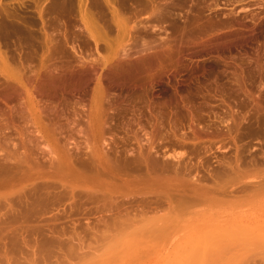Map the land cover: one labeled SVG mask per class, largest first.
Returning <instances> with one entry per match:
<instances>
[{
	"label": "rangeland",
	"instance_id": "obj_1",
	"mask_svg": "<svg viewBox=\"0 0 264 264\" xmlns=\"http://www.w3.org/2000/svg\"><path fill=\"white\" fill-rule=\"evenodd\" d=\"M165 194L195 204L137 225ZM223 240L247 245L212 264H264V0H0V264H204Z\"/></svg>",
	"mask_w": 264,
	"mask_h": 264
},
{
	"label": "bare ground",
	"instance_id": "obj_2",
	"mask_svg": "<svg viewBox=\"0 0 264 264\" xmlns=\"http://www.w3.org/2000/svg\"><path fill=\"white\" fill-rule=\"evenodd\" d=\"M150 173V172H149ZM203 192H207V190L206 189H204L203 190ZM209 193V192H208ZM180 195V194H179ZM172 196V195H171ZM170 195H167V194H165V200H166V203L168 204V210L165 212V214H163L162 216H159L158 214V216H151V218L149 217V218H147V217H145L146 215L143 213V211H142V213H143V215L142 216H140L139 218H140V220H139V222H140V224H137V225H139L140 227H142L143 228V226H144V223H145V226H146V228L144 227L143 229H147V227L149 226V231H155V230H157V231H160V232H164L166 229H167V227H166V225L163 227V225L164 224H168V222H172V221H178L179 220V217H180V215H182V213L185 211V212H187V211H189V209L191 208V205H194L195 204V200H190V199H188V200H186V198L184 197V196H182V194L178 197V198H175L176 196H174L173 198L171 197ZM189 197V196H188ZM175 198V199H174ZM164 202V201H163ZM165 203V202H164ZM164 205V204H163ZM163 209V208H162ZM194 209V208H193ZM163 210H165V209H163ZM191 210V209H190ZM242 215H249V214H242ZM126 217H128V216H126ZM135 218V217H134ZM134 218H126L127 220L126 221H123V220H121L122 221V223L124 222H127V223H125V224H131L132 226H135L134 224H136L137 223V221H134L133 219ZM138 217H136V219H137ZM119 219V218H118ZM135 219V220H136ZM125 220V219H124ZM138 220V219H137ZM114 222H115V220H114ZM136 222V223H135ZM143 222V225L141 224ZM113 223V222H112ZM121 223V222H120ZM134 223V224H133ZM118 224V223H117ZM117 224H114V225H112V226H117ZM128 224V225H129ZM157 224H159V225H161V224H163L162 226H160V227H154L155 225H157ZM119 225V224H118ZM127 225V226H128ZM130 225V226H131ZM136 225V226H137ZM158 225V226H159ZM111 226V227H112ZM124 227H125V225H123ZM130 226H129V228L128 227H126V229H128L129 230V233L127 234V235H129L130 234ZM131 226V227H132ZM134 227L135 228V230L132 232L133 234H137L138 235V233H142L143 235L147 232V231H145V230H142V229H140V230H138L139 229V227L137 228V227ZM109 227V226H108ZM165 227H166V229H165ZM113 228V227H112ZM115 228V227H114ZM113 228V229H114ZM110 229V228H109ZM122 229H124L123 227H122ZM125 229V230H126ZM137 229V230H136ZM120 231V230H119ZM122 231V230H121ZM135 231H137V232H135ZM139 231V232H138ZM128 232V231H127ZM119 233V232H118ZM122 233H124V231H122ZM126 233V232H125ZM148 233V232H147ZM132 234V235H133ZM106 235H107V233H106ZM120 235H123V234H121L120 233ZM127 235L126 234H124V236H126L127 237ZM131 235V236H132ZM146 235V234H145ZM103 236V235H102ZM101 236V237H102ZM115 236V235H114ZM150 236H151V234H150ZM149 236V237H150ZM108 237H110V235L108 236ZM107 237V238H108ZM117 237V235L114 237V240H112V236H111V240L112 241H110V242H106V243H111L112 242V244L116 241L117 242V239L120 237H117V239L115 240V238ZM123 237V236H122ZM122 237H120V238H122ZM104 238H106V236L104 237ZM119 238V239H120ZM124 238V237H123ZM105 240V239H104ZM115 242V243H116ZM114 243V244H115ZM237 244V242H232V241H220V242H214V243H212L211 244V247H209V246H203V245H199L198 246V250H200V251H204V250H207V248H211V251L213 252H211L210 254L211 255H213V256H211L210 258L211 259H208V260H205V261H202L204 264H208L210 261H211V264L213 263V262H215V261H220L221 259H225L226 257V255L227 254H231L232 252H233V250H234V252L235 251H241L246 245H244V243H240L241 245H236ZM113 244V245H114ZM149 244H151V243H149ZM107 245V244H106ZM132 245L135 247H133L134 249L132 250V253H134V254H139V250H138V246L139 245H136V244H130V246L132 247ZM242 245H244V246H242ZM103 246V245H102ZM101 246V247H102ZM111 245H107V248L108 249H112L113 248V246H112V248H109ZM129 246V245H128ZM128 246L126 247V248H128ZM142 246H144L145 248H147V247H149V245H148V243H143L142 244ZM104 247V246H103ZM106 247V246H105ZM251 247V246H250ZM249 247V248H250ZM262 246H260V248H261ZM125 248V249H126ZM194 248H197V246H195ZM248 247L246 248V249H249ZM252 248V247H251ZM250 248V249H251ZM258 248H259V245H258ZM103 249V248H102ZM105 249V248H104ZM103 249V253H102V255L104 254L105 255V250ZM108 249H106V250H108ZM141 249V251L143 250L142 249V247L140 248ZM263 249V248H262ZM262 249H260V250H262ZM100 250V249H99ZM110 250H108L107 252H109ZM254 250V249H253ZM126 251V250H125ZM262 251H264V250H262ZM261 251V252H262ZM101 252H102V250H101ZM105 252V253H104ZM128 252V251H127ZM206 252V251H205ZM256 252H258L257 250H255V252H253V254H251L250 256H255L256 258H257V256H259L258 254H257V256L256 255H254V254H256ZM260 252V251H259ZM90 253V252H89ZM88 253V255H91L92 257H93V255H95V253H97L98 254V252L95 250V253L92 255L91 253L89 254ZM233 254V253H232ZM263 254H264V252H263ZM86 256H88L87 254H85ZM85 255H84V257L82 256V258H84L85 259ZM100 255H101V253L99 252V255H96V256H98V257H100ZM101 255V256H102ZM260 256H262V259L261 260H264V255H260ZM249 257V256H248ZM248 257L246 258V262H247V260H248ZM80 258V257H79ZM88 257H86V259H87ZM254 257H251V259H253ZM83 259V260H84ZM85 259V260H86ZM90 260H92V258L90 257L89 258ZM95 259V258H94ZM251 259H249V261L251 260ZM97 260V259H96ZM259 260H260V257H259ZM82 261V260H81ZM86 261H88V259L86 260ZM95 261V260H94ZM94 261H93V263H94ZM245 261L244 260H242V261H240L241 263L240 264H242L243 262H244V264H245ZM253 261V260H252ZM251 261V262H252ZM255 261H256V259H255ZM92 262V261H91ZM91 262H89V263H91ZM201 262V263H202ZM254 262V261H253ZM260 262V261H259ZM258 262V263H259ZM80 263V262H79ZM82 263H84V262H82ZM87 263V262H86ZM93 263H91V264H93ZM248 263V262H247ZM255 263V262H254ZM85 264V263H84ZM249 264H251L250 262H249ZM253 264V263H252ZM261 264V263H260Z\"/></svg>",
	"mask_w": 264,
	"mask_h": 264
}]
</instances>
